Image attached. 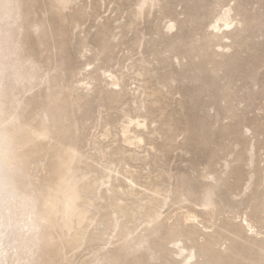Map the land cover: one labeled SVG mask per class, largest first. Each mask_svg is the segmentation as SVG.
<instances>
[{"label": "rangeland", "instance_id": "rangeland-1", "mask_svg": "<svg viewBox=\"0 0 264 264\" xmlns=\"http://www.w3.org/2000/svg\"><path fill=\"white\" fill-rule=\"evenodd\" d=\"M18 7L36 64L20 115L43 131L16 137L31 149L17 175L44 234L32 258L264 264V0Z\"/></svg>", "mask_w": 264, "mask_h": 264}, {"label": "bare ground", "instance_id": "bare-ground-1", "mask_svg": "<svg viewBox=\"0 0 264 264\" xmlns=\"http://www.w3.org/2000/svg\"><path fill=\"white\" fill-rule=\"evenodd\" d=\"M19 2L20 0H0V264H40V259H33L35 253L32 247L44 235L41 226L37 224L39 219L36 217V198L32 199L27 193L25 182L17 175L21 169L19 159H24V165L30 158L31 151L27 138L19 141L16 137L25 133L32 136L35 129L39 137L43 136V131L38 132L32 126L31 111L24 121L20 115V106L23 103L20 94L25 92L28 96L32 91L29 86L34 78L32 72L36 64L31 61L27 50H23L22 39L18 38L16 16ZM231 12V9L225 11L219 19L226 27H230ZM174 27L175 25H171L170 28ZM212 28L215 32L221 30L218 24ZM142 126L144 125L139 127ZM128 140L140 142L141 138L135 136ZM22 146L26 147L24 152L19 154L14 151H19ZM79 200L77 194L69 197L66 203L68 214L73 212ZM82 219L83 215H77L78 221ZM14 250L19 251V256ZM183 250L179 249V253L183 254ZM209 252L202 248L199 253L209 256ZM194 258L193 252H190L185 264H189ZM209 261L212 259L209 258Z\"/></svg>", "mask_w": 264, "mask_h": 264}]
</instances>
